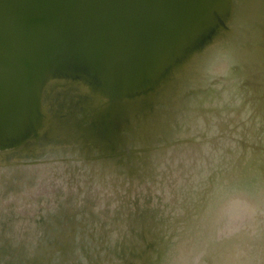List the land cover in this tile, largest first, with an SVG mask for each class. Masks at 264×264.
Here are the masks:
<instances>
[{"label": "water", "instance_id": "water-1", "mask_svg": "<svg viewBox=\"0 0 264 264\" xmlns=\"http://www.w3.org/2000/svg\"><path fill=\"white\" fill-rule=\"evenodd\" d=\"M239 44L251 72L239 69L242 55L228 53ZM255 61L264 69V0H0V264H84L82 232L75 240L73 214L68 220L57 201L97 195L106 174L94 185L73 177L71 163L92 173L97 161L102 169L120 164L131 182L136 162L150 169V155L159 162L167 152L203 147L204 134L225 148L233 139H218L196 115L239 119L237 107L221 104L242 99L231 95L230 81L259 69ZM253 79L262 84L245 86L264 90V70ZM245 103L241 112L251 107ZM259 105L251 119L262 117V130L264 99ZM241 148L246 155L253 147ZM261 149L260 164L240 154L236 169L226 167L206 193L198 186L184 197L181 185L163 212H150L146 195L139 205L134 198L130 238L121 222L112 230L124 238L121 253L89 254L87 264H264ZM91 152L98 156L84 157ZM121 157L126 164L112 160ZM135 185L126 194H136ZM98 238L106 242L105 233Z\"/></svg>", "mask_w": 264, "mask_h": 264}, {"label": "rangeland", "instance_id": "rangeland-1", "mask_svg": "<svg viewBox=\"0 0 264 264\" xmlns=\"http://www.w3.org/2000/svg\"><path fill=\"white\" fill-rule=\"evenodd\" d=\"M259 41L260 40L258 39V42ZM261 44L263 43L261 42ZM230 47L232 48L228 51V53L231 56L233 55L234 58V52L237 51L238 55V51H240V44L239 46L237 45L239 49H236L235 46ZM240 53L239 56L242 55ZM246 55L248 54L244 52V55H242L243 64L242 66H239V69L243 72L242 74L246 72V69H249V71L251 72L249 67L250 59ZM236 63L237 62H234V60H232V65H236ZM255 64L256 61L254 62L253 69H256L257 66L259 67V69L255 70L252 73L249 72V75H244L239 80L234 79L230 81L231 87H233L230 92L231 95H233L232 93L239 94V96H242V99L236 96L234 98V102H229L225 100L223 104H221V107L223 106V108L237 107L238 111H240L241 114L239 119H235L236 115L233 112L222 113L221 119H216L213 115H209L207 113L199 114L198 116L196 115V117L200 118V120L204 118L205 120L211 122L212 130L214 127V133L217 134V137L218 135L220 137L218 139H222L221 137L226 138L229 136L233 139V142H231V144L227 143L225 145V148L217 144H215L214 146L210 145L208 141H215L216 137H210V135L204 134L203 138L207 142V144H205V146L203 147H190L183 149L180 148V150L177 149L179 150V154L177 153L176 157H174V153L172 154L170 152H167L165 153L166 155H164V157L161 158L159 162H156L153 155H150V157L147 158L148 161L152 163V167L150 169L146 168L145 165H142L140 162H136L137 165L134 166V169L138 173V179L132 178L131 182L129 180L130 177L127 176L126 170L120 164L113 165V169L111 168V166L102 169L98 164L99 162L97 161V164L93 168L92 173L89 170L90 165H84L80 167L78 163H71L70 167L72 170L74 169V167L72 166L76 165L77 167L76 171H73V177L82 180L92 178V180H94L95 182L94 185H96V181L98 180L95 179V177H98L100 173L106 174L103 181H101L102 183H97L96 188L97 192H99L97 195H95L94 192L91 191L89 195H87L88 198L84 199L82 195H80L79 197H73L72 199H68L67 203H65L66 199L61 196L59 197V201L57 202L60 203V206L62 205V209L58 205L57 207H55L56 214V210L59 209L64 211V213L73 214V217L75 219L74 225H76L75 240L78 239L77 233L82 232V235L80 237L84 239L85 245L83 246V250L86 254V257L89 254L95 253L100 258H102L104 254L106 255V253L109 254V252H114L115 254L121 253V250L119 249L117 244H121L123 242V234L124 236H126V238H130V233L128 229L129 227L127 223L129 220L133 221L134 216L136 214L133 207L134 198L137 197L139 205L143 203L142 198L140 196L146 195L149 203L148 205L150 206L149 211L155 212V208L158 207L159 210L163 212L164 206L161 205L167 204L168 200L175 196V192L181 185L184 190V192H182L184 197H191V195H193L191 194V192H194V190H196L198 186L199 188H197V191H199L200 193H206L207 189L214 187L218 179L220 177H223L224 170H226V167H228L229 170L236 169V164L240 157V154H243L244 159L255 157V159L257 160V164H260L259 157L261 155L258 154H262L261 147L264 148V129L262 128L261 130L260 128L262 117L252 118L254 122L252 121L251 117L254 114H258L254 110H259V104L264 99V90L261 89L262 91L259 90L254 92L253 89H249L248 86H245L246 84H250L252 88H254L257 85L260 86L262 84L261 81L253 79V77L259 76V74L264 70L260 64L257 66H255ZM230 72L233 73L234 69L230 70ZM223 75L224 74L212 75L210 76V79H219V77ZM239 86L242 87V92L239 91ZM210 88L213 89L214 84L210 86ZM244 100H246L245 105H251V107H246V110L244 112H241L240 105L242 104V101L244 102ZM208 108H205V110ZM253 108L256 109L253 110ZM259 111H261V108ZM96 122L98 123V125H100L99 118ZM210 122L207 123L210 124ZM180 126H182L183 128L185 124L181 123ZM219 126H222L221 130H219ZM223 129H225V131H223ZM96 132L98 133V131ZM199 139L200 138H194L193 141L196 143L203 142V140ZM238 142L240 143L238 144ZM243 144L251 145L254 149L247 148L245 155L242 152L241 148V145ZM131 148L132 147H129V149ZM133 148L138 150L139 148H141V146L137 144ZM255 148H258L259 152L256 153ZM248 150L253 151L254 154L252 155L251 153H248ZM97 156L98 153L91 152L90 154L85 155L84 157L91 158ZM143 156V153H138L139 159L144 160ZM13 157H9L7 159V162H11L13 160ZM112 160H119V162L121 161L124 164H126L127 162L122 157L117 159L114 158ZM88 162H91V164L93 163L92 160H89ZM108 162L112 163L111 160H108ZM155 163H157V165H155ZM129 164L130 166H132V162H130ZM116 172H120V176L117 177ZM213 176L214 179L210 180ZM112 184H114L113 189H115V193L114 190H112ZM129 185H135V192H137L136 194L132 192V190H130V192L126 194V189L129 188ZM187 199L189 200L188 197ZM96 200H98L97 204H95ZM177 200L181 202V198L178 197ZM85 203L91 204L89 205L91 209L89 212L82 211V206ZM139 212L141 213V210H139ZM67 216L68 220L71 221V219H73L72 216ZM160 217V219L162 220L165 219V221H167L166 223H169L172 218V216L168 215L167 213H164ZM157 219H159V217L156 218V220ZM116 222H121L122 227L119 228L120 232L122 233L121 237H118L117 233L112 231L115 227ZM103 232L106 234L105 240L107 243H101V240L98 238V236L104 235ZM88 234H90L94 239L92 240L90 237H88ZM108 237L110 238L107 240ZM165 238L166 237H164V240ZM138 244H141V241H138ZM76 250L78 252L79 248L76 247ZM86 257H82L84 264H87Z\"/></svg>", "mask_w": 264, "mask_h": 264}, {"label": "bare ground", "instance_id": "bare-ground-1", "mask_svg": "<svg viewBox=\"0 0 264 264\" xmlns=\"http://www.w3.org/2000/svg\"><path fill=\"white\" fill-rule=\"evenodd\" d=\"M239 49V48H238ZM239 53H240V51H238V55H239ZM12 159V158H11ZM156 164V163H155ZM196 176V175H195ZM102 206V205H101ZM153 212V211H152ZM75 214V213H74ZM69 215V214H68ZM83 225V224H82ZM104 233V232H103ZM124 235V234H123ZM114 236H115V234H114ZM113 237V236H112ZM117 241V240H116ZM117 248V247H116ZM113 251H115V250H113ZM114 253V252H113Z\"/></svg>", "mask_w": 264, "mask_h": 264}]
</instances>
